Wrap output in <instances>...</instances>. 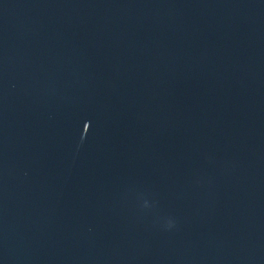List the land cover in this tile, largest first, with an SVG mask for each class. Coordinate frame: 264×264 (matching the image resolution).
Returning a JSON list of instances; mask_svg holds the SVG:
<instances>
[{
  "label": "water",
  "instance_id": "95a60500",
  "mask_svg": "<svg viewBox=\"0 0 264 264\" xmlns=\"http://www.w3.org/2000/svg\"><path fill=\"white\" fill-rule=\"evenodd\" d=\"M0 264H264V0H0Z\"/></svg>",
  "mask_w": 264,
  "mask_h": 264
}]
</instances>
